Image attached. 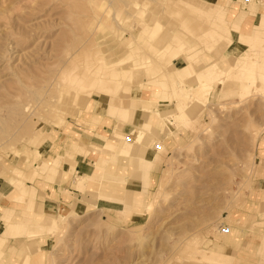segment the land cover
I'll return each mask as SVG.
<instances>
[{
	"label": "rangeland",
	"instance_id": "1",
	"mask_svg": "<svg viewBox=\"0 0 264 264\" xmlns=\"http://www.w3.org/2000/svg\"><path fill=\"white\" fill-rule=\"evenodd\" d=\"M257 10L264 14V0H0V264H264V24L250 22ZM194 64L208 66L194 72ZM181 65L183 77L193 76L187 85ZM139 83L158 98L165 87L158 108L166 126L146 131L141 144L117 138L138 125L98 135L125 162L114 180L102 169L94 185L75 187L76 155L94 169L108 156L83 135L96 127L90 115L101 123L93 98H111L108 114L125 124L122 107L136 102L123 92ZM76 142L89 154L66 155ZM56 157L59 169L49 161ZM122 179L116 192L98 185ZM61 185L71 195L49 213L54 224H40L43 195L54 198ZM140 191L148 207L124 214L117 194Z\"/></svg>",
	"mask_w": 264,
	"mask_h": 264
},
{
	"label": "crops",
	"instance_id": "2",
	"mask_svg": "<svg viewBox=\"0 0 264 264\" xmlns=\"http://www.w3.org/2000/svg\"><path fill=\"white\" fill-rule=\"evenodd\" d=\"M233 1L236 2V0H233ZM227 10L228 9H226L224 11L226 12ZM238 14H239V12H238ZM259 15H264V14L260 13L259 10H257V14L254 15L252 17V20L250 21L251 24H255L256 23L257 17ZM239 48H240V46L235 47L234 49H235V51H237ZM207 66H208V64H204V65L194 64V72L202 71ZM184 67H186V65H181V67H179L178 74L180 76V81H182V82L184 81L185 82L184 84L187 85L189 83L191 77H193V76L192 75H186L185 77H183L182 76L183 75V71L182 70H184L183 69ZM152 88H153V86L149 87V86H146L145 83H143L141 86L138 87V91H137L138 94L137 95L139 96V98H148L151 95V93L153 92ZM163 91H165V87L164 86L162 88V93L159 96V99H161L165 95L163 93ZM110 103H111V98H106V100H103V99L101 100V98H98V99H96V98L94 99L93 98L92 103L90 104L91 107H92L93 116L102 117L101 123H98V124H97V121L94 120L91 115H90V118L86 121V123L89 124V125L96 124V127H94V129H93V135H88V134H84L83 133L84 138H86L88 140V145H90V146H94L95 147V146H97V145H99L101 143L100 140L96 139L98 135L101 136V137H104L103 134H105V133L107 134V132L113 133L115 130H120V132H123L124 129L127 130L132 125H138V121L139 120H138L137 111H134L131 114V116L129 117V120L127 122H125V124H123L122 122L118 121L119 118L117 116H112V115L108 114L109 113L108 109H109ZM144 123H145L146 126L155 129V128H157L160 125V119L157 116H155L153 113L148 112L145 115ZM138 129L134 133H136L138 131ZM134 133L129 134V135H125V138H126L125 140H128L129 136L133 135ZM105 144H106V142L101 143V147H102L103 151H106V150H104L105 149V147H104ZM115 149L116 148H113L112 150H110L111 154H108L107 151L105 152V154H108L107 158L103 159V162L101 164L97 165L96 169H94L92 167L93 163L92 164L90 163L91 161H90L88 156L84 157V156L76 155L75 158H74V164L73 165H75V172L78 174V175H75V176H77L78 178L75 177L73 179V181H74L73 185L75 187H78V188L91 187L92 185H94V180L98 179L96 176H99V175L103 174V170L102 169H104L106 173L111 174L113 176L114 175H116V176L119 175L118 172L120 171V163H123L124 157L118 155L115 152ZM67 152L68 153L66 155H69V157H73L75 155V153H82L84 155L85 154L86 155L89 154L88 150H86L84 148V146L79 145L77 142L74 143V145L71 146V148H68ZM122 157H123V160H122ZM49 161H50V163L55 162L56 168L59 169L58 168L59 157L50 158ZM61 167H62V169L60 168V171H66V170L69 169L68 168L69 165L66 164V162L64 164H62ZM41 171L42 170L40 169V172ZM80 177L84 178L86 180H80L79 179ZM45 179H46V176H45ZM138 180L140 182V186L133 182V183H129L127 188H129V187L133 188V187H135L137 185V186L141 187V189H142L143 188L142 182H141L142 180L140 178H138ZM98 185L100 187H102L103 188L102 190H104V191H114V192H116L118 189L122 190L121 188H118L117 186H114L113 184H109V183L107 184V182H105V183L104 182L103 183L100 182ZM64 187L70 188L69 186H64V185H61L59 187H55V186L53 187V191L54 192H52V193H54V195L52 197H54V198H49L46 195H43V199L40 201V207H41V210L43 212H45V213L53 212L58 207V204H60L59 207L60 206H65V205H63L61 203L65 202L66 201V196H69L71 194H70V192H69V194H67V191H66L67 189L64 188ZM49 188H51V187L49 186ZM2 190H4V193L7 192L6 189H2ZM117 195H119V197H120L122 194L118 193ZM5 209H6V207L1 204L0 205V214H2ZM127 213L128 212L126 211L124 214H127ZM37 236H39V235H35L33 237H37ZM262 253L264 254V244H263V247H262Z\"/></svg>",
	"mask_w": 264,
	"mask_h": 264
},
{
	"label": "bare ground",
	"instance_id": "3",
	"mask_svg": "<svg viewBox=\"0 0 264 264\" xmlns=\"http://www.w3.org/2000/svg\"><path fill=\"white\" fill-rule=\"evenodd\" d=\"M90 4V3H89ZM103 5L102 4H99L98 5V7L100 8V7H102ZM94 7V6H93ZM93 9V8H92ZM96 9H97V7H96ZM91 10V9H90ZM101 10V9H100ZM93 11V10H92ZM105 11V10H104ZM108 11V10H107ZM94 13V12H93ZM92 13V14H93ZM104 13V12H103ZM106 13V12H105ZM140 13V12H139ZM257 22H258V25L260 24H264V15H261L260 17H258L257 18ZM217 66H218V64H217V62H214V63H211L208 67H207V69H206V72L207 73H209L211 76H213L214 74H215V71H216V68H217ZM211 67V68H210ZM256 68V67H255ZM251 72V73H250ZM249 72V77H245L246 76V74H247V72H243V73H241L240 75L241 76H243V77H245V78H247L249 81H248V83H252V81L254 80V76H253V74H252V71H250ZM85 73V72H84ZM111 74H112V76H116L117 75V73H116V71H112V72H110ZM244 74H245V76H244ZM163 75V74H162ZM161 75V76H162ZM111 76V77H112ZM126 76V75H125ZM164 76V75H163ZM256 76H258V75H256ZM124 77V76H123ZM262 77H264V73H262L261 74V78ZM259 78H260V76H259ZM114 79V78H113ZM116 80V79H115ZM207 80H210L209 78L207 79ZM114 81V80H113ZM110 82V81H109ZM111 82H112V80H111ZM115 82V81H114ZM114 82H113V84H114ZM116 83H118V82H115V85H116ZM119 84H120V81H119ZM143 83H139L138 84V86L137 87H139V86H141ZM203 89H206L205 88V86L204 85H200ZM112 87V86H111ZM109 89H112V88H109ZM156 93H157V91L155 90V91H153L152 93H151V95L148 97V98H139V96L137 95L138 93L137 92H132V91H130V92H128L127 91V89L126 90H124V92H123V96L125 97H130V96H134V98H132L133 100H135V102H136V105H134V106H124V104L122 105V106H124V107H122V108H125L123 111H122V113H127L128 114V116L130 115L131 116V114L134 112V111H137V114H138V126H139V129H138V131L136 132V133H134V135H133V137L132 138H129V140L130 139H132L133 140V142L134 143H136V142H139V144H141V141L144 139V136H145V132L146 131H150V133L151 132H154V131H157V130H160V129H162L164 126H166L165 125V121L162 119V116H164V114H165V111L164 110H160L158 107V103H160V102H162L163 100H164V96L161 98V99H159L157 96H158V94L156 95ZM199 95H200V93H199ZM204 95H205V93H204ZM153 98H156L155 99V101H153ZM125 101V100H124ZM134 102V101H133ZM123 103H125V102H123ZM111 109V108H110ZM148 112H150V113H153L155 116H157L160 120H161V124H160V126L158 127V128H150V127H148V126H146L145 125V123H144V118H145V115L148 113ZM124 115V114H123ZM129 116V117H130ZM123 126V125H122ZM117 138L118 139H122V138H125V135L124 134H122V133H117ZM120 140L118 141V142H116V143H114V144H117V145H119L120 143ZM128 142H130V141H128ZM138 144V143H137ZM129 148H124V146H123V148H122V150L123 151H125L126 153H127V157H129L130 156V152H131V148H132V146L134 145L132 142H130L129 143ZM104 147H105V149L106 148H108V147H106V145H104ZM141 150H142V148H141ZM143 151V150H142ZM145 153V152H144ZM140 156V155H139ZM131 163H132V161H130ZM145 163H146V161L141 157V158H139V161L137 162V165H138V167H139V178L142 180L141 182H142V186H143V188H145V186H146V182H145V180H144V178H143V175H147L146 173H147V171H146V169H145ZM132 165V164H131ZM69 168V167H68ZM64 173V174H63ZM62 174L64 175V176H61V178L63 177V178H65L66 177V175L68 174V173H66V172H62ZM101 176V178L102 177H105V175H104V173L103 174H101L100 175ZM113 176V175H112ZM80 179V178H79ZM115 179V177L113 176V180ZM128 178H126V180H127ZM131 179V178H130ZM66 180H67V178H66ZM80 180H86V179H84V178H82V179H80ZM124 180L125 179H122V181H121V183H119V184H117V186H118V188H121L122 189V184H123V182H124ZM125 180V181H126ZM110 184V183H109ZM114 185V184H113ZM129 191V190H128ZM144 193L145 192H143V191H140V192H132V193H122V195H121V197L119 198L120 199V201L122 202V204H123V211L124 212H133V211H141V210H143V209H145V208H147L148 207V205H144L143 204V202H142V196L144 195ZM28 212V211H27ZM31 216H32V214H31ZM13 218H15V217H13V212H12V214L9 216V218H8V221L10 220H13ZM39 218H40V221H39V223L40 224H54L55 223V221H54V218H53V215H51V214H49V213H47V215H41V216H39ZM41 260V259H40ZM40 260H37V262H36V264L38 263V261H40ZM40 263V262H39Z\"/></svg>",
	"mask_w": 264,
	"mask_h": 264
}]
</instances>
